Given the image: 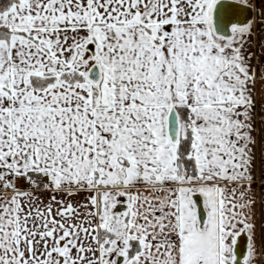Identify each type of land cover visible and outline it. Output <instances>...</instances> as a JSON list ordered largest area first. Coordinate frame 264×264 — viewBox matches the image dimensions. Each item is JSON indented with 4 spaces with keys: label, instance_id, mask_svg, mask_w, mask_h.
Segmentation results:
<instances>
[{
    "label": "snow or ice",
    "instance_id": "snow-or-ice-1",
    "mask_svg": "<svg viewBox=\"0 0 264 264\" xmlns=\"http://www.w3.org/2000/svg\"><path fill=\"white\" fill-rule=\"evenodd\" d=\"M0 264H264V0H0Z\"/></svg>",
    "mask_w": 264,
    "mask_h": 264
},
{
    "label": "water",
    "instance_id": "water-1",
    "mask_svg": "<svg viewBox=\"0 0 264 264\" xmlns=\"http://www.w3.org/2000/svg\"><path fill=\"white\" fill-rule=\"evenodd\" d=\"M249 16H253V13H250ZM243 246H244V238L241 239V250L243 251Z\"/></svg>",
    "mask_w": 264,
    "mask_h": 264
},
{
    "label": "crops",
    "instance_id": "crops-1",
    "mask_svg": "<svg viewBox=\"0 0 264 264\" xmlns=\"http://www.w3.org/2000/svg\"><path fill=\"white\" fill-rule=\"evenodd\" d=\"M261 7V5L257 4L256 5V10H259V8ZM255 15V12H253V16ZM255 50V49H254ZM253 63L255 64V60L253 61Z\"/></svg>",
    "mask_w": 264,
    "mask_h": 264
}]
</instances>
